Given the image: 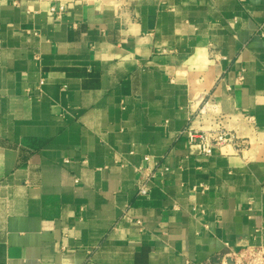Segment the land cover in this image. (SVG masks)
<instances>
[{
  "label": "crops",
  "instance_id": "crops-1",
  "mask_svg": "<svg viewBox=\"0 0 264 264\" xmlns=\"http://www.w3.org/2000/svg\"><path fill=\"white\" fill-rule=\"evenodd\" d=\"M58 1L0 0V264L264 244V0ZM219 124L236 144L188 145Z\"/></svg>",
  "mask_w": 264,
  "mask_h": 264
},
{
  "label": "built area",
  "instance_id": "built-area-1",
  "mask_svg": "<svg viewBox=\"0 0 264 264\" xmlns=\"http://www.w3.org/2000/svg\"><path fill=\"white\" fill-rule=\"evenodd\" d=\"M64 0H59L57 4H53L50 7V12L56 17L61 18L63 12L65 11ZM261 36H264L263 32H260ZM40 83L42 81L40 80ZM187 136L188 145H195L198 151L205 155H211L214 151L220 150L226 144L231 141L236 144L234 136L227 130L225 127L220 124L215 128L209 129H196L186 127L184 129ZM144 160H148V156H144ZM167 167H163L161 173L167 171ZM136 171L139 173V178L136 183V190L138 195L145 196L149 193L150 182L155 176V172L151 169L145 167H137ZM201 186L202 189H205V186ZM199 186L191 187L192 190H197ZM177 208L176 205H174ZM194 209V208H193ZM137 223H140L139 220H136ZM220 264H264V244H248L240 248L238 251H235L221 259Z\"/></svg>",
  "mask_w": 264,
  "mask_h": 264
},
{
  "label": "water",
  "instance_id": "water-1",
  "mask_svg": "<svg viewBox=\"0 0 264 264\" xmlns=\"http://www.w3.org/2000/svg\"><path fill=\"white\" fill-rule=\"evenodd\" d=\"M218 264H220V263H218Z\"/></svg>",
  "mask_w": 264,
  "mask_h": 264
}]
</instances>
